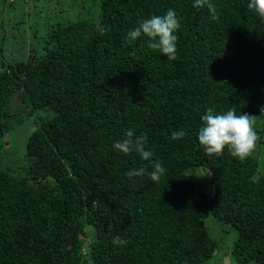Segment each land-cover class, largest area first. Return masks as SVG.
I'll use <instances>...</instances> for the list:
<instances>
[{"label":"trees","instance_id":"obj_1","mask_svg":"<svg viewBox=\"0 0 264 264\" xmlns=\"http://www.w3.org/2000/svg\"><path fill=\"white\" fill-rule=\"evenodd\" d=\"M194 2L102 0L96 20L58 25L39 54L1 63L0 144L21 114L31 134L0 166V264H203L220 247L210 216L237 231L236 263L264 264V23L249 0H210L215 20ZM169 8L180 21L175 61L143 34L126 38ZM209 108L257 116L250 156L204 152ZM128 129L148 136L165 169L158 182L126 175L152 171L113 148ZM181 129L188 135L173 140ZM197 168L209 170L211 191L197 192Z\"/></svg>","mask_w":264,"mask_h":264},{"label":"rangeland","instance_id":"obj_2","mask_svg":"<svg viewBox=\"0 0 264 264\" xmlns=\"http://www.w3.org/2000/svg\"><path fill=\"white\" fill-rule=\"evenodd\" d=\"M101 2L102 0H0V68L2 62L14 64L26 61L32 51L33 55L39 54L45 38L58 25L79 20H96ZM8 121L10 134L0 144L2 168L18 160L20 147L23 148L25 140L31 134L30 123L29 128L25 129L27 122L24 114ZM188 176L196 181L197 192L211 191L209 170L197 168L194 172L191 170ZM205 223L220 247L212 259L203 264H238L232 254L237 239L235 228L220 223L212 216L206 218ZM86 232L89 239L94 234L91 227H87ZM87 245H84L85 248Z\"/></svg>","mask_w":264,"mask_h":264},{"label":"clouds","instance_id":"obj_3","mask_svg":"<svg viewBox=\"0 0 264 264\" xmlns=\"http://www.w3.org/2000/svg\"><path fill=\"white\" fill-rule=\"evenodd\" d=\"M207 7L211 18L218 19L216 6L210 0H195L193 7ZM249 11L264 23V0H249L247 4ZM180 28V21L174 9L169 8L163 15H151L150 17L141 19L138 25L127 33V39L135 41L142 34L150 38L148 47L158 50L164 54L169 60L177 59V41L178 36L175 34ZM261 116H264V106L260 108ZM203 122L197 133V139L204 152L207 155H221L227 148L231 156L243 161L256 148L258 135L255 130L257 116L247 113L237 114L235 109H229L226 112L217 113L214 109H206V114L201 116ZM125 138L117 140L113 144V148L125 155L135 152L144 161H148L152 171H148L144 167L129 171L126 175L144 176L148 175L153 182H158L165 169L159 160H152L153 152L146 150L148 136L141 134L135 136L132 129L125 132ZM188 133L183 129L173 131L171 138L179 140ZM113 244L123 246L126 241L116 236ZM85 248V247H84ZM86 249V248H85Z\"/></svg>","mask_w":264,"mask_h":264}]
</instances>
